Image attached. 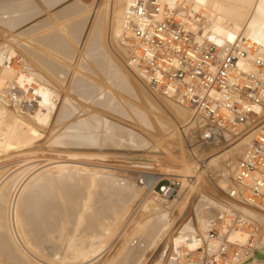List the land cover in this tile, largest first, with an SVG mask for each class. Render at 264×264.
<instances>
[{"label": "bare ground", "instance_id": "1", "mask_svg": "<svg viewBox=\"0 0 264 264\" xmlns=\"http://www.w3.org/2000/svg\"><path fill=\"white\" fill-rule=\"evenodd\" d=\"M34 1L35 2L38 1L37 4L40 3V5L42 7L40 5H39V7H41V9H44V8H47L48 9V7L51 8V7L56 6V4H58V3H61L62 0H37V1L36 0H0V18H1L0 31H2L1 32L2 34H0V38H1L0 39V155L2 153H4V154L7 153V151H10L11 149H21L23 147H28L29 148V146L32 144L33 140L35 139L34 136H36L37 138L38 137H41L42 133L40 132V130L41 131H45V132L48 131V129L50 128V126L52 124H54L56 118L60 114L61 108H63L62 107L63 105L60 103L61 100L58 99L59 98V94L58 93L60 92V91L57 92V90H59V89H57L58 87H56L57 90L55 91V89L53 88V86L49 83L50 81L49 82L48 81H45V78H43L41 75H38V74H37L38 76L35 75V69H31L32 67H31V65L29 63L28 64L30 66H28V67H30V68L25 67L26 66V62L21 57V53L15 51L14 49L11 50L10 49L11 46L10 47H7L8 49H10V51L9 50L6 51V48H5V50L3 48H1L2 46L5 45L4 42H6V41L21 42V41H23V39L25 40V36L23 38V35H25V34H23L24 31H22V34H20V33L14 34V32H12V33L10 32L9 33L6 29H7V27H12V26H15L16 24H18L20 22L25 21V19L27 20L29 18V17L27 18L28 13L30 14L31 10H33L34 7H35ZM163 1L171 2V1H174V0H163ZM176 1H184V2H186L187 4H189V6L191 7V9L194 12L199 13L203 17V19H204L203 20L204 27H203L202 33H203L204 36L208 37L210 40L214 41L219 46H223V45H227V44L233 42L235 40V38L239 34H243L244 36L250 38L252 41L256 42V52L264 60V0H176ZM72 2H75V3L78 2L79 3L80 1L79 0L70 1V3H72ZM130 2H131V0H114L113 1L114 6H112L113 9H111V11L113 10V12L111 13V15H112L111 16V18H112L111 19L112 20L111 21L112 27L110 29L111 30L110 32H111V37H112L111 39H113L114 44H115V49L113 48L114 50L113 49L110 50V52H109L110 54H108V55L111 56V57H109V58L110 59L112 58L113 60H115L118 63L119 66L116 64L117 67H121L119 69H120V72H121L122 76H126L127 77V75H128V77H129L128 79L129 80L131 79V81H132V79H133V83H136L137 84V88H138L137 90H138V92L140 91V94H141L140 97L143 96V99H145L144 101H146V103H148V105L152 106V108H155L156 109V111H155L156 112V115L159 116V117H163L164 115L166 116V119L163 117L164 120H166V121H161L159 119L157 120L158 121V125L160 126V129L162 130L163 134L164 133L165 134H169L171 136V138L174 139V142L176 143V145L175 146L173 144L172 145L175 147V149H177L179 147V146L177 147V145H180V147L182 145H184V142H183V139L185 140V138H183L184 137V131H185V133H187V134H185V137L188 138L187 140H189V142L187 144L195 141L194 142L195 143L194 144V147H192V149H188V150H186V149L184 150L183 149L182 152H180V153L177 152V150H176V157L178 155V158L181 159V160H183L184 162L185 161L187 163L188 162H191V165H190L188 171L189 172H195L196 173L195 174L196 177L195 178H190L191 175L185 177V181L183 183L177 185V191L178 192H177V195L175 196V199L172 200V201H169L168 199L162 197L161 195H159L157 192L153 191V189H152L153 184L158 180V177L159 176L158 177L157 176H154L153 174H151L152 172L149 173V172H143L142 171V173L140 174V176H142L141 180L138 181V182L136 181V184L134 183L135 184V189H133V190H135L134 192H136V193H135V195H133L132 200L134 199V197L136 198V196H137V198H139V197L141 198V196H145V195L147 196V194L149 196L145 200L144 203L141 202L143 205H142V208L139 209L140 212L139 213L137 212L138 214H137L135 220H133V224H131V226L128 227L127 231L120 238L121 245L119 247L117 246V248H120L121 246H123V244L125 242L130 241L129 239L134 236L133 233L135 232V230L136 229H139L138 226L143 222V220L147 216L152 215L150 217H154L155 216V217L161 218V220H162V218H165L168 221V222L166 221L167 222V228L168 229L167 228H166V230L164 229L166 231V233H164L163 230H162L161 233L158 236L156 235V238L158 237L157 238V241H158L160 239V237L164 234L163 235V240H162V238L160 240V242H162V243L161 244L159 243V246L161 245V247L159 248V251L158 252L156 251V254H154L153 257H151V259L149 261L147 260V264H176L177 261H178V259H180L181 256L183 255V253L180 252V250H179V247L181 246V244L182 243H185V246L188 247V249H194L197 246V241H196L195 236L196 235H199L204 240L205 237H206V231H207L208 222L211 219L215 218L218 215V214L215 215V216L213 215V217H211V218L209 217L206 220L204 218H205V216L207 214L205 216H201V217H203L202 220H204L206 222V224H205L206 225V229L205 230H203L201 227H200L201 229H199V226L201 224L198 226V225H196L197 222L195 224V222L193 220H187L189 217L187 219H183L181 217L183 220H180V218L178 220L176 219V215L178 216V214H176L177 213L176 212V208L178 209V207H179L178 205L181 202H183L184 200H187L189 198V189H188V187L190 185H192L193 183L195 184V182L196 183H199L200 179H203L205 181V183H208L209 185H211V187H213V189L219 191V193H222V194L224 193L225 194V192H223V190H225L226 192H228V198L230 200H232V201H228V198L226 200L224 198L219 197L218 195H220V194H217V193H215V194H217V196L214 193H212V192H211V195H209L210 192H209V194H202V193H200L197 196V199H199L198 200L199 202L197 203V208L196 209L199 208V206L201 205V203L205 202V204L207 206H208V203H209V205H212L213 204L212 206H214L215 208L222 209L221 212H223V213H227V214H231V215H234V216H238V217H241V218H244V219H248V220H251L252 222H255L256 224L258 223L259 225H260V223L262 221H264V212H262V211L258 210L257 208L249 205L244 200V198L242 196V192H243L242 187H240L239 185H237L235 183V181H234V175H235V170H236L237 162H238L239 158L241 157L242 153L244 152L245 148L250 145V143H251V141L253 139V136L255 135V133H256L257 130L255 128L256 125H253L250 128L248 127L245 130H242L241 129L240 131H237V132H234L233 130H225V129H219V128H216V127H211V129H213V131L215 133L214 134V137L211 140H209V141H202L201 140V135H202L204 129L208 127V123L204 119H202L199 115H194L192 113V111L188 107L180 104L175 98H168V97H165V96L161 95L156 89H154L152 86H149L147 84L145 77H143L142 75H140L134 68H132L128 64L129 55H130L131 50H132V47H131L132 44L125 41L126 40L125 37H128L129 33L127 32V35H125V33H124L123 29H122L121 21H122L123 12H124L126 6ZM72 5H74V4H72ZM67 7H68V5H67ZM83 7H80L79 9L82 10L81 8H83ZM75 9H77V7ZM35 10H37V9H35ZM53 10H55V8L52 9V11ZM56 10H59V9H56ZM74 10H72L73 14H75L74 13ZM83 10H82V12H83ZM44 11H47V10H44ZM48 12H49V10H48ZM58 12L62 13L61 8H60V11H57L55 13H58ZM68 12H70V11L67 10V13ZM101 12H103V11H101ZM52 13L53 12H51V15L54 16ZM78 13L82 14L81 12H78ZM78 13L76 12L77 15H78ZM35 14L37 15L39 13H36L35 12ZM63 15L66 16V14H63ZM82 16H83V14H82ZM100 16L102 17V14L99 15V17ZM71 17H74V16H72V14H71ZM68 18L66 19V21H65V19H63L65 21V23L67 22ZM80 18H82V17H80ZM75 19H77V18H75ZM79 20H81V19H79ZM46 22H45V24H46ZM77 22H78V19H77ZM81 22H82V20H81ZM68 23H70V22H68ZM89 23H90V21H89ZM78 24H76L77 27L79 26ZM18 25H20V24H18ZM87 25H90V24H87ZM97 25L102 26L101 24H97ZM97 25H95L96 28H99V27H97ZM76 26H75V28H76ZM4 27H6V28H4ZM16 27H18V26H16ZM41 27L43 28V26H41ZM57 27H59V26H57ZM38 28H40V27H38ZM73 28H74V26H73ZM85 28H84L85 32H84V35H83V42H85L88 39L89 35L91 34V30L93 28V23L91 24L90 29H89V26H87ZM8 29H10V28H8ZM33 29H35V28H33ZM10 30H13V28L10 29ZM30 30H32V29L30 28ZM30 30H29V32H30ZM97 30L95 31V29H93L94 32H97ZM6 31L8 33H6ZM98 31H99V34L101 35V32H100L101 30H98ZM71 32H69V34ZM4 33H6V35L2 37V35ZM54 34H56V33H53V35ZM57 34H59V33H57ZM63 34H65V33H63ZM63 34H62V36H63ZM74 34H75V32H74ZM71 35H72V33H71ZM77 35L79 36V34H77ZM80 35H82V34H80ZM93 35H94V38H98L99 39V36H97L96 34H91V37ZM46 36H48V35H46ZM59 36H61V35H59ZM91 37H90V39H91ZM103 37H101V38H103ZM51 38L53 39L54 36L51 37ZM59 38H61V37H59ZM70 38L71 37H69V39ZM75 38L76 37L73 38V41H74ZM64 39H65L66 42H68V40H66L67 38L64 37ZM28 40H30V39H28ZM76 40H77V38L75 39L74 42H77ZM101 40H103V39H101ZM96 41L97 40H95V42ZM74 42H72V43H74ZM90 42H91V40H90ZM99 42H102V41H97L96 43H94V41H93V44H97V43L99 44ZM12 43H13V45L15 44L14 42H12ZM46 43H49V42H46ZM40 44H42L41 41H40ZM101 44H104V43H101ZM19 45H21V44H19ZM54 45L56 46L57 44L55 43ZM58 45H60V44H58ZM87 45L88 44H86L84 46V49H87V48H85ZM90 45H92V44H89V46ZM7 46H9V45H7ZM48 46H49V44H48ZM97 46L100 47V46H104V45H97ZM56 47H59V46H56ZM60 47H61V45H60ZM73 47L76 48V46H73ZM93 47H92V49H93ZM61 48H59V49L57 48L58 51ZM82 48H83V44L81 43L80 48H79V51H81ZM89 48H88V50L91 51L92 49H89ZM94 48H96V47H94ZM40 49H42V48H40ZM52 49H54V48H52ZM52 49H49V51L51 50V52H52ZM46 50H48V49H46ZM103 50L105 51V49H103ZM54 51H56V50H54ZM90 51H87V52H90ZM22 52H24V51H22ZM94 52L95 51H93V53ZM39 53H41V52H39ZM60 53L62 55V52H60ZM83 53L80 54L82 58H83V55L86 54V53H84V54ZM43 55H45V54H43ZM57 56H58V54H57ZM62 56H64V55H62ZM93 56H95L93 61L95 62V64H97L96 66H98L100 68L98 70H101L102 69L103 71H105L107 73V76L109 75L112 78L113 77L114 78L117 77L116 74L111 70V67L108 64L109 63L108 62V59L109 58L108 59H106L107 57L106 58H103V55L102 56H100V55H93ZM16 57L18 58V60H16ZM67 57L68 56H65V58H67ZM41 58L42 57H40V59ZM82 58L79 59V60L82 61ZM45 59H46V57L44 58V60ZM71 59H70V61H71ZM84 59H86V58H83V60ZM73 60H74V58H73ZM86 60L88 62H90L88 59H86ZM113 60H111V61H113ZM23 61L25 63H23ZM49 61H51V60H49ZM85 61H83V62H85ZM93 61H91V63ZM21 62L24 64L23 66H21ZM41 62H44V61H41ZM47 64H48V62H47ZM42 65H44V64H42ZM92 65H94V64H92ZM116 65H113V66H116ZM237 65H238V67H240L243 70H248L250 68V66H251L250 65V62L248 60L242 59V58L238 60ZM93 67H95V65ZM117 67H114V68H117ZM83 69L86 70L85 67ZM43 71H45V70H43ZM60 71H57V72H60ZM63 71H65V70H63ZM49 72H50V70H49ZM93 72L95 73V71H93ZM74 73L76 74L78 72H74ZM89 73H88V75H90ZM92 73H91V75H92ZM106 73H105V75H106ZM39 74H41V72ZM61 75H63V74H61ZM61 75L59 74V78H61L60 77ZM76 76H77V74H76ZM118 76H121V75H118ZM122 76H121V81H120V84H119L118 87H121V84L124 81H127L128 80L126 78H125V80H123L122 79L123 78ZM50 77H51V75H50ZM111 77L109 78L110 80H111ZM75 78H77V77H75ZM46 79H47V77H46ZM60 80H58V81H60ZM116 80H115V82H116ZM129 80H128V82H129ZM61 81H63V80H61ZM77 81H79V80H77ZM52 82H55V81L53 80ZM130 82H129V84L131 85ZM5 83H15L19 87H21V93L22 94L24 93V96H25L26 100H29L31 102V104L29 106H26V107H24L22 109V108H19L17 105L11 103L9 100H7L6 99L5 92H4V86H5L4 84ZM56 83H54V84H56ZM73 83H76V82L74 81ZM82 83H84V82L82 81ZM136 84H134V86ZM56 85H54V87ZM123 85H126V83H124ZM69 86H71V85H69ZM118 87H116V88H118ZM132 88H133V85H132ZM68 91H69V89H68ZM82 95H85V94L83 93ZM64 98H67V96L64 97ZM57 99L59 101H57ZM67 99H65V101ZM80 99H81V97H80ZM33 101L35 103H32ZM65 101L63 102V100H62V103L63 104H68L67 102L65 103ZM151 101L154 103V105H152V102ZM59 103H60V105H59ZM69 103H72V101L69 102ZM69 106L71 107V105H69ZM69 106L67 108H69ZM27 111H29V112H27ZM167 112H168V114H167ZM68 113H69L68 111H65V115L68 116ZM147 113H149V112H147ZM156 115H155V117H157ZM86 116H88L87 113H86ZM81 117H83V116H81ZM81 117H79V118L82 119ZM96 117H98V116H96ZM260 122L262 123V126H264V109H263V118L260 120ZM68 123H69V121H68ZM99 124H102L103 125V123H99ZM148 124H150V122H148ZM174 127H176L179 130L180 129H183L184 130V131L180 130L181 131L180 133H183V134H181V135H183V137L181 135L179 136L180 139L176 137ZM86 129L84 128V126L82 125V123H78V124H74L73 126L68 127L66 130H64L63 132L59 133L56 137H54V136H51V137H54V142L55 143H58V145L59 144H65L69 148H71L70 146H72V145L74 146L75 145V147L77 148V146H80L81 147L82 145L88 143V141L90 143H93V142H96L98 140V137L95 138L94 137L95 135H93L91 133V132H93L94 129L93 130L90 129L91 132H90V130H88V132H86ZM173 131H174V133H173ZM50 132H51V130H50ZM98 133H100V132H98ZM48 136H50V135L48 134ZM115 137H118V136H115ZM90 138L95 139V140L90 141ZM123 139H125V138H123ZM50 140H52V139H49V141ZM168 140H169V137H168ZM114 141H115V139H114ZM227 141H230L231 142V145H232L227 150V154L228 155L225 156L224 153L218 154L219 152L217 153L216 150H218L219 145L221 143H226ZM120 143H122V142H120ZM126 144H128V143H126ZM53 145H55V144H53ZM107 145H110V144H107ZM67 146H65V148ZM114 146H116V145H114ZM75 147H72V148H75ZM218 151H220V148H219ZM198 158H203V161H205L206 164H205L204 169L199 168L198 165L200 163H198L199 162V159ZM201 160H200V162H202ZM53 163H56V164L54 165ZM53 163H52V165H54V169H58V171L60 169H66V168H70V167L71 168L72 167L73 168L76 167L75 165H72L69 162L67 163L66 161L65 162L64 161H57V162H53ZM146 165L151 166L153 164L152 163H148ZM203 165H204V163H203ZM26 167H28V166H26V165L25 166L24 165L21 166V164H20L12 172L8 173L7 176H5V177L2 176L3 177L2 179H1V175L3 174V172L0 175V195L3 192L4 189L7 190V191H5L7 193L4 192V194H5L4 196H6L5 197L6 198V202L4 200V203H3V205L6 204L5 205V210H4L5 211V216H6L5 218L6 219H5L4 225H0V227H1L0 228V262H2L4 260H7V259H5V257H7V258H10V259L12 258L11 260H14L17 264H68V263H71V261L69 259H70L71 256L73 257L74 254L71 255L69 253V248L68 247H67V250L68 251L65 250L66 252H68L67 254L70 255V256L66 255L68 257L67 261H66V259L64 260L62 258L59 259V257H57V260H56V259L53 258L52 255H51V257H50V255L49 256H43L42 255V250H44V249H47L48 250V249H51V248L53 249V246L56 243H58V241H57L58 240V238H57L58 234H60L59 236H61V234H62L60 232L58 233V230L61 227L59 225L60 223L58 224V222L60 220L57 221V220L54 219L55 217H60V215L62 214L61 211L64 210L62 207H60V205H59L60 203L58 202V199H57L58 198L57 197V192H59L58 190L61 191V195H62V197L64 199L67 198V201L66 202L70 201L71 204H72V202L74 204V201L75 200L72 201L74 198L72 197V195L70 194V192L67 191V190L66 191L63 190L64 187H65V185H68V183L66 184L64 182L65 185L62 188L61 186L64 184L63 182H62L63 183L62 185H58L57 184L58 185L57 186L56 183L53 180L50 179L51 175H50L49 179L48 178H45V176H46L45 175L44 176L45 179L43 178V181H41L42 183L40 182L41 184L36 185L37 187H35V188H32L33 190L31 189L32 191L29 192V194L27 195V197H28L27 199L28 200L26 199V201H28V203H27L26 207L23 209V213H21V211H22L21 210V197H22V193L26 189V187L36 178V176L39 175L38 173L40 172L39 171L37 173V170H39V168L36 167L37 168V170L35 169L36 172H33L34 171L33 170L32 173H29L27 176H25L26 173L28 172V171L26 172L25 169H27V170L30 169V168H26ZM43 167H44V165L41 166V169ZM45 167H46V164H45ZM49 167L47 165V169ZM31 168H33V167H31ZM87 170H89V169H87ZM77 171H79V170L77 169ZM84 171H82V172H84ZM96 171H98V170H96ZM85 172H87V171H85ZM90 172H92V170H90ZM77 173H79V172H77ZM74 174H76V173H74ZM74 174H72V175H74ZM79 174L82 175L84 173H79ZM88 174H90L92 176L95 175V174L93 175L91 173H88ZM88 174L85 173V176L87 177ZM60 175H61V173H60ZM98 176H100V174H98ZM42 177H43V175H42ZM64 177H66V176H63L62 178L64 179ZM132 177H133V175H132ZM199 177H201V178L199 179ZM94 178L95 177H93V180H95ZM99 178L96 179V180H99ZM102 178H105V177H102ZM54 179H58V178L57 177L56 178L54 177ZM74 179H75V177H74ZM84 179H82V180H84ZM105 179L102 180V183L101 184H100V181H97V182H99V185H101L100 186L101 188L98 186V189L100 188V190H103V193H105L106 195L108 194V192H109V194H112L110 191L113 190V189L116 192V197H117L118 193H120V194L123 193V195L125 197L127 195H131V189L132 188H130L129 184H127L129 182L126 181L127 183H124L125 182L124 181L122 183H117L115 185L114 184L115 183L114 181H113L114 182L113 183L111 180H105ZM125 180H127V179H125ZM57 181H59L61 183V180L58 179ZM201 182H203V181H201ZM49 185L54 188V194H53L54 196L53 197L51 195L48 197V195H49L48 192H51L52 191L51 187L48 188ZM70 185H68V186H70ZM72 185H74V184L72 183ZM92 185L93 184H90L89 186H91V189L93 190L94 187L92 188ZM96 185L97 184H95V186ZM205 186L207 187L206 184H205ZM47 188L48 189H51V190L47 192ZM72 188L74 189V187H72ZM232 188L237 190V192H238V196L237 197L230 196L229 192L231 191ZM73 189H70V191H72ZM74 190H77L76 187H75ZM92 190H90V191L92 192ZM215 190H213V191L216 192ZM90 191L88 192L89 194H90ZM77 192H81V190L80 191H77ZM134 192H132V193H134ZM88 193H87V195H88ZM143 193H145V195ZM58 194H60V192ZM105 194L102 195L101 193H99L98 196L95 199H92L91 200L90 205H89V210L85 214L86 221H84V219H83V221L86 222V223H83V221L81 222V224H83L84 226L81 225L82 227L81 226L78 227L77 228L78 229V232H77L76 228H74L75 225H73V223H71L73 221L69 222V223H71L73 225V228L72 227L71 228L73 230L75 229V232L71 231L72 230L71 228L68 229V230H66V231H68V234H69V231H71L69 235H71L72 232L74 234H77V233H79V230H80V233H81V234L79 233L80 234L79 235L80 237L75 236L77 238V240L75 239V237H74L73 234H72V237L73 238L70 237V238H72V240L73 239L76 240V243H75V245H73V247H81V248H84L85 249V250L83 249L84 250L83 251L84 253H83L82 259L80 261H78V263L75 262L76 264H97L98 263L97 259L103 253H105V246H106V244L108 242V239L110 238L109 233L107 234V236L104 234L105 236L103 238H101L103 236V233H105V232H103V233L102 232H99L101 234V236L99 235L100 238H95V242L94 241L93 242H90V240H94L91 235H93L94 233L96 234V232L99 231L100 225H102V224H100V219L102 217L98 215V212H99L100 209L102 210V208L104 207V203L105 202L102 201V200L105 198ZM212 194L214 195L213 197H212ZM73 195H74V193H73ZM80 195H81V193H80ZM113 195H115V194H113ZM113 195H111V197ZM50 197H52V200L50 199ZM77 197L79 198V195ZM88 197H89V195H88ZM111 197H109V198H111ZM68 198H71V200H69ZM120 198H118L117 200L114 199L115 200V203H116V201L118 202L120 200ZM23 200H25V199H23ZM80 200H82V203H83L87 199H85V198L83 199V196H81V199ZM111 200H113V199H111ZM137 200H139V199H136V201ZM75 202H78V201L76 200ZM87 202H86V204H87ZM119 202H121V201H119ZM70 203L69 204L67 203V204L69 206H71ZM106 203H108V201H106ZM135 203H138V202H135ZM61 204H63V203H61ZM75 204H77V203H75ZM110 204L116 207V205L112 204L111 202L109 203V206H110ZM87 205H85V207ZM101 205L103 206L102 208H101ZM105 205H107V204H105ZM224 205H226V207ZM69 206H66L65 208H68V209L69 208L70 209L72 208L71 211L73 209H77V208H75L76 207L75 205H73L71 207H69ZM109 206H107V207H109ZM79 208H81V207L79 206ZM60 209H63V210L60 211ZM68 209L67 210L65 209L66 211L64 210V212H65L64 216L65 215L66 216L68 215V212H67V211H69ZM103 209H104L103 213H105L106 211H108V210H106V208H103ZM114 209H116V208H114ZM199 209L197 211H199ZM205 209H206V206H205ZM208 209H209V207H208ZM72 212H74V211H72ZM72 212L69 213V214H72ZM80 212H81V210H80ZM201 212H202V210L200 211V213ZM221 212H217V213L220 214ZM74 213L76 214L77 213V210ZM214 213H216V212H214ZM107 214H110V212L107 213ZM74 215L72 217H75ZM97 215L99 217H101V218L100 219H97L96 218ZM208 216H209V214H208ZM208 216H206V217H208ZM210 216H211V214H210ZM118 217H120V216H118ZM150 217H147V218H150ZM198 217H199L200 221H202L200 215ZM60 218H62V217H60ZM69 219H71V218H69ZM117 219L121 221V218L120 219L117 218ZM165 219H163V221H165ZM73 220H74V218H73ZM96 220H97V222H99V224L96 222ZM197 220H198V218H197ZM54 221H57V222H55L56 225H55ZM68 221H70V220H68ZM77 221H78V219H77ZM156 221H157L156 222V224H157L159 221L158 220H156ZM109 222H110V220H109ZM160 222H162V221H160ZM104 224H106V223H104ZM110 224L112 225V222ZM62 225H63V223H62ZM58 226H60L59 229H57ZM159 226L160 225H158V227ZM161 226H165L166 227V224L165 225L162 224ZM202 226H203V224H202ZM76 227H77V225H76ZM139 227H141V226H139ZM165 227H159V230L161 228H165ZM65 229H64V231H65ZM156 230H155V232H156ZM159 230H157V231H159ZM53 232H57V236H56V238H57L56 241L57 242L55 241L56 243L51 240V238L54 239L53 238L54 236L50 238V236H52L51 234H54ZM99 233H97V234H99ZM97 234H96V236H98ZM157 234H158V232H157ZM84 235H89V236H87V240H86L87 243L83 245V243L85 241H83L84 239L82 237H86ZM48 236H49V238H48ZM62 236H63V234H62ZM246 236H247L246 235V232L241 231V230H236V231H230V232H228V238H229V240L230 241H234V242L236 241L238 243H244L246 241V239H247ZM45 237H47L46 238L47 240L52 241V243H54V245L53 244H50V246H48L47 243H49L50 241H48V242L46 241L47 242L46 243L45 242V240H46ZM68 238L69 237H66V239H68ZM78 238H80V239H78ZM185 239H188V240H185ZM41 240H43L46 243V245L44 243H42L43 241L40 242ZM63 240H65V239H63ZM72 240L70 239V242L73 243L74 240L73 241ZM132 241H135V240H131V243H132ZM68 243H69V241H68ZM72 243L70 244V246L72 245ZM150 243H152V242H150ZM155 243H156V241H155ZM155 243L153 242L152 245L155 244ZM59 244L60 243H58L57 245H59ZM150 245H149V247H150ZM56 247L58 248V246H56ZM149 247H148V249H149ZM57 248H54L55 251L57 250ZM151 248H153V246ZM53 250H51V251H53ZM157 250H158V246H157ZM73 251H74V249H73ZM79 251L80 250H78L77 253H80ZM143 253H144V251H143ZM147 253H149V252H147ZM250 254H251V256H250L249 260L246 263L243 262V264H264V230L262 232L260 231L259 235H257V232H256L254 241L252 243V248H251ZM1 256H3V257L5 256L4 257V260H3V258H1ZM64 257H65V254H64ZM72 257H71V259H72ZM74 257L72 259L73 261L75 260ZM145 257H144V259H145ZM112 259H113V256L111 257V259L106 258L101 264H110V262H112L111 261ZM68 261H70V262H68ZM141 263L142 262H140V264Z\"/></svg>", "mask_w": 264, "mask_h": 264}, {"label": "rangeland", "instance_id": "2", "mask_svg": "<svg viewBox=\"0 0 264 264\" xmlns=\"http://www.w3.org/2000/svg\"><path fill=\"white\" fill-rule=\"evenodd\" d=\"M70 1H74V0H62L61 3H58V4H56V6L51 7L52 9L55 8V10H53V11H52V9L50 7H48V9L47 8L41 9L42 6L40 5V3L37 4L38 1L37 2L34 1L35 7H34L33 10H31L30 14L28 13L27 18L28 17L29 18L27 20L25 19L26 22L25 21L20 22V23H18L20 25L16 24L15 26L7 27V29H6L9 33L10 32L11 33L14 32V34H16V33L22 34V31H24L23 34H25V35H23V38L25 36V40L27 38L30 39V40L27 39L25 41L23 39V41H21V42L6 41V42H4L5 45L2 46L1 48H3L4 50L6 48V51H8V50L10 51V49L11 50L14 49L15 51L21 53V57L26 62V66L25 67H28V66L31 65V67H32L31 69H35V75H37V74L38 75H41L43 78H45V81H48V82L50 81L49 83L53 86V88L55 89V91L57 89H59V90H57V92L60 91L61 93L60 92L58 93L59 94V98L58 99L61 100L60 103L63 105V106L61 105L63 108H61V112H60V114L58 115V117L55 120V122L57 124L54 122V124L51 125L52 127L50 126V128L46 132L40 130V132L42 133L41 137H38L37 138L36 136H34L35 139L33 140L32 144L29 146V148L28 147H23L21 149H11V150L9 149L10 151H7V153H5V154L2 153L0 155V170H1L0 171V175L3 172V174L1 175V179L3 177L7 176L8 173L12 172L20 164H21V166H23V165L25 166L26 165V166H28L26 168H30L28 170L25 169L26 172L28 171L27 173L24 171L26 173V175L24 174L25 176H27L29 173H32L33 170H34L33 172H36V170H37L36 167L39 168V170H37V173L40 171L38 173L39 175L36 176V178L26 187V189L22 193V197H21V210L22 211H21V213H23V209L26 207V205L28 203V201H26V199L28 198L27 195L29 194V192H31L33 190L32 188H35V187H37L36 185H39V184L42 183L41 181H43V178H44L45 175H46L45 178H48V179H49V177L51 175L50 179L53 180L56 183V185L57 184L58 185H62L64 182L66 184L68 183V185L71 184L70 186H68V185H65V183H64L61 187L63 188V186L65 185V187H64L63 190L69 191L70 194L72 195V197L74 198L72 201H74V200L76 201L77 200L78 202H75L74 201V204H73L72 201H71L72 204L70 203V201L66 202L67 201V198L64 199L62 197V195H61V191L58 190L60 192V194H58L59 192H57V197H58L57 199H58V202L60 203V204L59 203L58 204L64 210L65 209L66 210L68 209V208H65V207L66 206H69L68 205L69 203L71 204V206L75 205L76 207L75 206L74 207L77 208V209H73L72 211L76 212V210H77V213L75 214L74 212L71 211L72 208L71 209L69 208L68 209L69 211H67L68 212V215L67 216L66 215L64 216V214H65L64 210L63 209H60V211L63 210V211H61L62 214L60 215V217H62V218L55 217L54 219L57 220V221L58 220L61 221L63 219L61 222L60 221L58 222V224L60 223L59 225L61 227L58 226V228H57V229H59V227H60V229L58 230V233L59 232L62 233L63 236H62V234H61V236H59L60 234H58V236H57V232H53L54 234H51L52 236H50V238L54 236L53 237L54 239L51 238V240L53 242H55L56 239L58 238L57 241L60 244L57 245L58 243H56L57 242L56 241L55 242L56 243L55 245L58 246L59 249L54 245V243H52V241L47 240L46 239L47 237H45V239H46L45 242L46 241L47 242L48 241L51 242V243L50 242L49 243L46 242L47 245L50 246V244H53L55 246V247L53 246V249L54 248H57L58 251L57 250L55 251V249L53 250L52 248L51 249H48V250L47 249L42 250V255L43 256H49L50 255V257H51V255H52L53 258L56 259V260H57V257H59V259L62 258L64 260L66 259V261H67L68 257L66 255L70 256L69 254H67L68 252H66V251H68L67 250V247H68L69 248V253L71 255L74 254L73 257L76 255L74 257V259H75L74 261L72 260L73 257L71 256L72 259L70 257L69 260L71 261V263H68V264H76V263H78V261H80L82 259V256H83V253H84L83 251L85 249L84 248H81V247H73V245H75L76 240H77V238L75 236L80 237L79 235L81 234L80 233V230H79V233L80 234L77 233L78 232V229L77 228L80 227L81 225H83V224H81V222L83 221V219H84V221H86L85 214L89 210V205H90L91 200L92 199H95L98 196L99 193H101L102 195L105 194V193H103V190H100V188H101L100 186L101 185H99V182H97V181H100V184H101L102 183V180H104L106 178L105 180H111L112 182L114 181L115 183L114 182L113 183L115 185L117 183H122L124 181H125L124 183L129 182L127 184H129L130 188H132L131 189V195H127L128 197L127 196L125 197L123 195V193H121V194L118 193L117 197L118 198L121 197L120 200H119L121 202H119V201L117 202L116 201V203H115V200H117L118 198L116 197V192L114 191V189L110 191L112 194H109V192H108L107 195L105 194V198L102 200L105 203H104V207L102 206L103 204L101 205V208L102 207L103 208H106V210H108V211L105 210L106 212L103 213V211H104L103 208H102V210L101 209L99 210V212L100 211L101 212L100 213L98 212V215L101 216L102 218L99 217L98 215L96 216V218L97 219H100L101 218L100 219V224H102V225H100L99 231L96 232V234L99 233V232H102V233L105 232V233H103V236L101 237V238H103L105 235L107 236V234L109 233L110 238L108 239V242H107V244L105 246V253H103L97 259V261H98L97 264H101L106 258L111 259L112 256H113V259L111 260L112 262H110V264H135V263L136 264H140V262H142L141 264H147V260L149 261L151 259V257H153V255L156 254V251L158 252L159 251V248L161 247V245L159 246V243L160 244L162 243V242H160V240H161V238L163 240V235L164 234L162 233L163 235L158 240L159 242L157 241V238L158 237L156 238V235L158 236L161 233L162 230H163L164 233H166L165 230L167 228V222L168 221L165 218H162V220H161V218L155 217L154 215H153L154 217H150L152 215L147 216V217H150V218H147L146 217L147 219L145 218L146 220L145 219L143 220V222L139 225L141 227L138 226L139 229H136L135 230V232L133 233L134 236L132 235L133 237L129 239L130 241L125 242L124 243L125 245L123 244V246H121L120 248H117V246L119 247L121 245L120 238L127 231L128 227H130L131 224H133V220H135L137 214L140 212L139 209L142 208V205H143L142 203H144L145 200L149 196L148 194L146 196L145 193H143L145 196H141V198L139 196H138L139 198H137V196H136V198L134 197V199L132 200L133 195H135V193H136V192H134L135 190H133V189H135L136 181L138 182V181L141 180L142 176H140V174L142 173V171L143 172H149V173L152 172L151 174H153L154 176H157V177L159 176L158 177V180H160L161 182L168 181V179H173L174 178V179L178 180V185L181 184V183H183L185 181V177H187L189 175H191L190 178H195L196 177V175H195L196 173L195 172H189L188 171L189 170V167L191 165V162H188V163L186 161L184 162L183 160H181V159L178 158V155L176 157V150H177V152L180 153V152H182L183 149L184 150L185 149L186 150L192 149V147H194V144H195L194 142L195 141L194 142H191L190 141L191 143L187 144L189 142V140H187L188 138L185 137V134H187V133H185V131L183 129H180V130L184 131V137H183V135H181L183 133H180L181 131L179 129H177L176 127H174L176 137L179 138V136L181 135L183 138H185V140L183 139L184 145H182L181 147H180V145H177V147L178 146L179 147L177 149H175L174 146L176 145V143L174 142V139H172L169 134H165V133L163 134L162 130L160 129V126L158 125V121L157 120L159 119L161 121H166V120H164V118L166 119V116L164 115L163 116L164 118H163V117H159V116L156 115V112H155L156 109L155 108H152V106L148 105V103H146V101H144L145 99H143V96L140 97L141 96L140 91L138 92V90H137L138 89L137 88V84L136 83H133V79H132V81H131V79L129 80L128 79L129 78L128 75H127V77L126 76H122V74L120 72V69H119L121 67H117L118 63L115 60H113L112 58L111 59L109 58V57H111V56L108 55V54H110L109 53L110 50L113 49V48L115 49V44H114L113 39H111L112 37H111V32H110L111 31L110 29L112 27V23H111V21H112L111 20L112 19L111 16L112 15H111V13L113 12V10L111 11V9H113L112 6H114V4H113V1L114 0H79L80 1L79 3L78 2L77 3H75V2L70 3ZM72 4H74V5H72ZM39 5L41 7H39ZM67 5H68V7H67ZM76 7H77V9H75ZM80 7H83L81 9L82 10L83 9L85 10V11L83 10L84 13L82 12V10L79 9ZM60 8L62 10V13H60V12L55 13L57 11H60ZM35 9H37L39 12L37 10H35ZM56 9H59V10H56ZM44 10H47V11H44ZM48 10H49V12H48ZM67 10H69L70 12L67 13ZM72 10H74V13L75 14H73ZM34 11L36 13H39V14L36 15ZM101 11H103V12H101ZM51 12H53L52 14L55 17L51 15ZM76 12L77 13L78 12H81L83 14V16L80 13H78V15H77ZM63 14H66V16L63 15ZM71 14H72V16H74L75 18L78 19V22H77V19H75L74 17H71ZM101 14H102V17L104 19L101 16L99 17V15H101ZM80 17H82V18H80ZM67 18H68V20L65 23V21H66ZM63 19H65V21ZM79 19H81L82 22ZM89 21H90V23H89ZM0 22H1V18H0ZM45 22H46V24H45ZM68 22H70V23H68ZM92 23H93V28L91 30V34H96L97 36H99V39L100 40L98 38H94V35L91 37V34H90L89 37H88V39L85 42H83V35H84V32H85L84 28L87 27V26H89V29H90V26H91ZM76 24H78L79 26L77 27ZM87 24H90V25H87ZM94 24L95 25L101 24L102 26L97 25V27H99V28H96V26ZM16 26H18V27H16ZM41 26H43V28ZM57 26H59V27H57ZM73 26H74V28L76 26V28L74 29ZM0 27H1V25H0ZM32 27L35 28V29H33ZM38 27H40V28H38ZM4 28H6V27H4ZM8 28H10V29L13 28V30H10ZM30 28L32 30H30ZM93 29H95V31L97 29L98 30H101L100 32H101V35L102 36L99 34V31L98 30H97V32H94ZM29 30H30V32H29ZM7 31H6V33H8ZM68 31L69 32L72 31L71 32L72 35H71V33L69 34ZM73 31L75 32L76 35L74 34ZM1 32L2 31H0V34H2ZM6 33H4L2 35V37L5 36ZM53 33H56V34L53 35ZM57 33H59V34H57ZM63 33H65V34H63ZM62 34H63V36L65 38H67L66 40H68V42L65 41L64 37L62 36ZM77 34H79V36ZM80 34H82V35H80ZM46 35H48V36H46ZM59 35H61V36H59ZM53 36H54V38L52 39L51 37H53ZM68 36L71 37V38L69 39ZM73 36L77 38V40H76L77 42H74L76 38L73 41V38H74ZM100 36L101 37L104 36V37L101 38ZM59 37H61V38H59ZM90 37H91V39H90ZM101 39H103V40H101ZM90 40H91V42H90ZM95 40L102 41V42H99V44L98 43L97 44H93V41H94V43L97 42V41L95 42ZM40 41L42 42V44H40ZM125 41L127 42V40H125ZM12 42H14L15 44L13 45ZM46 42H49V43H46ZM72 42H74V43H72ZM55 43L57 44L56 46H59V47H56L54 45ZM81 43L83 44V48L81 49V51H79V48H80ZM85 43L88 44L85 47L87 49H84V46L86 45ZM101 43H104V44H101ZM19 44H21V45H19ZM48 44H49V46H48ZM58 44H60L62 48ZM89 44H92V45L89 46ZM7 45H9V46H7ZM97 45H104V46H100L99 47ZM73 46H76V48L73 47ZM93 46L96 47V48H94ZM7 47H10V49H8ZM92 47H93V49H92ZM40 48H42V49H40ZM52 48H54V49H52ZM57 48L58 49L61 48V49L58 51ZM88 48L89 49H92V50L90 51V50H88ZM46 49H48V50H46ZM49 49H52V52H51V50L49 51ZM103 49H105V51ZM54 50H56L58 53L56 51H54ZM22 51H24V52H22ZM87 51H90V52H87ZM93 51H95V52L93 53ZM39 52H41V53H39ZM60 52H62V55H64V56H62ZM83 52L84 53L87 52V53L84 54ZM42 53L45 54V55H43ZM81 53L84 54L83 55V58L88 59L90 62H88L86 59L83 60V58L80 55ZM57 54H58V56H57ZM92 54L93 55H100V56L103 55V58H106L107 57L106 59L109 58L110 60L108 59V62H109L108 64L111 67V70L116 74V76L118 78L117 77L116 78H114V77L112 78L109 75L107 76V73L105 71H103L102 69L101 70H98L100 68L98 66H96L97 64H95V62L93 61L95 56H93ZM65 56H68L69 58L68 57L65 58ZM40 57H42V58L40 59ZM45 57H46V59L44 60ZM73 58H74V60H73ZM81 58H82V61L79 60ZM70 59H71V61H70ZM49 60H51V61H49ZM111 60H113V61H111ZM41 61H44L45 63L44 62H41ZM83 61H85V62H83ZM91 61H93L94 63L93 62L91 63ZM25 62L23 61V63H25ZM47 62H48V64H47ZM23 63L21 62V66L24 65ZM42 64H44V65H42ZM92 64H94L95 67H93L94 65H92ZM113 65H116V66H113ZM84 67H85L86 70L83 69ZM114 67H117V68H114ZM28 68H30V67H28ZM90 68L93 71H95V73ZM43 70H45V71H43ZM49 70H50V72H49ZM63 70H65V71H63ZM57 71H60V72H57ZM40 72H41V74H39ZM74 72H78L79 74L76 73L77 74V76H76V74ZM58 73L60 75L63 74V75L60 76L61 78H59V74ZM88 73L90 75H88ZM91 73H92L93 76L91 75ZM105 73H106V75H105ZM50 75H51L52 78L50 77ZM118 75H121L123 77L122 78L123 80H125V78H126V79L129 80V82L131 81L130 82L131 85L129 84V82L127 80V81H124L121 84V87H118L119 84H120V81H121V76H118ZM46 77H47V79H46ZM75 77H77V78H75ZM110 77H111V80L109 79ZM60 79L63 80V81H61ZM53 80L55 82H52ZM58 80H60V81H58ZM77 80H79V81H77ZM115 80H116V82H115ZM74 81L76 83H73ZM82 81L84 83H82ZM54 83H56L57 85L54 84ZM124 83H126V85H123ZM8 84H10V83H5L4 84L5 85L4 86V92H5V88L7 87ZM134 84H136V85L134 86ZM54 85H56V86L54 87ZM69 85H71V86H69ZM132 85H133V88H132ZM56 87H58V88L56 89ZM116 87H118V88H116ZM68 89H69V91H68ZM83 93L85 95H82ZM65 95L67 96L68 99L67 98H64V97H66ZM80 97H81V99H80ZM21 99H26L25 96H24V93L23 94L21 93ZM58 99H57V101H59ZM65 99H67V100L65 101ZM62 100H63V102L65 101V103L67 102L68 104H63L62 103ZM71 101H72V103H69ZM60 103H59V105H60ZM69 105H71V107ZM152 105H154L153 102H152ZM68 106H69V108H67ZM65 111H68L69 112L68 113V116L65 115ZM27 112H29V111H27ZM147 112H149V113H147ZM86 113H87L88 116H86ZM167 114H168V112H167ZM155 115L158 118L155 117ZM81 116H83V117H81ZM96 116H98V117H96ZM77 117L78 118L81 117L83 120L80 119V118L78 119ZM68 121H69V123H68ZM148 122H150L151 125L148 124ZM78 123H82V125L84 126V128L85 129L87 128L86 129V132H88V130H90V129L91 130H93V129L95 130L96 129L95 131L93 130V132H91V130H90V132L93 135H95L94 136L95 138L98 137V140L96 142H93V143H90L88 141V143L82 145L81 147L80 146H77V148L75 147V145L74 146L72 145V146H70L71 148H69L65 144H59L58 145V143H55L54 142V137H56L59 133H61L64 130H66L68 127L73 126L74 124H78ZM99 123H103V125L102 124H99ZM50 130H51L52 133L50 132ZM98 132H100V133H98ZM173 133H174V131H173ZM48 134L50 136H48ZM51 136H54V137H51ZM115 136H118V137H115ZM168 137H169V140H168ZM123 138H125V139H123ZM49 139H52V140L49 141ZM91 139L92 138H90V141L95 140V139H92V140ZM114 139H115V141H114ZM120 142H122V143H120ZM126 143H128V144H126ZM53 144H55V145H53ZM107 144H110V145H107ZM113 144L116 145V146H114ZM65 146H67V147L65 148ZM231 146H232L231 145V142L230 141H227L226 143H221L219 145L220 151H218L219 148L216 151H217V153L219 152L218 154L224 153V155L227 156L228 155L227 154V150ZM72 147H75V148H72ZM198 159H199V162L198 163H200L198 165L199 168L204 169L205 164H206L205 161H203V158H198ZM200 160L202 162H200ZM57 161H64V162L66 161L67 163L69 162L70 164L75 165L76 167H74V168L73 167L72 168L70 167V168H66V169H60L58 171V169H54V165L56 163H53V162H57ZM52 163L54 165H52ZM148 163H152L153 165H151V166L146 165ZM203 163H204V165H203ZM45 164H46V167H45ZM43 165H44V167L41 169V166H43ZM47 165H48V167L50 166L48 169H47ZM31 167H33V168H31ZM86 168L89 169V170H87ZM77 169L79 171H77ZM84 170L87 171V172H85ZM90 170H92V172H90ZM96 170H98V171H96ZM76 171L79 172V173H84V174L81 175V174L77 173ZM82 171H84V172H82ZM60 173H61L62 176L60 175ZM74 173H76V174H74ZM85 173H87V174L88 173H91L93 175L94 174L96 175L98 173V174H100V176H98V174L96 176L95 175L92 176V175L88 174V176L86 177L85 176ZM72 174H74V175H72ZM42 175H43V177H42ZM132 175H133V177H132ZM63 176H66V177H64L65 180L62 178ZM101 176L102 177H105V178H102ZM54 177L55 178L57 177L59 180H61V183L59 181H57L58 179H54ZM74 177H75V179H74ZM93 177H95L94 178L95 180H93ZM98 178H99V180H96ZM200 178L201 177H199V179ZM80 179L81 180L84 179V180L81 181ZM125 179H127V180H125ZM201 181H203V182H201ZM72 183L74 185H72ZM204 183H205V181L203 179H200L199 183H196L195 182V184L193 183L192 185H190L188 187V189H189V198L187 200H184L183 202H181L178 205L179 207L177 206L178 209L176 208V212H177L176 214H178V216L176 215V219L177 220L179 218H180V220H183V219H187L189 217L190 219L188 218L187 220H193L195 222V224L197 222L196 225H198V226L201 224L199 226V229L202 228L203 230L206 229V225H205L206 222L204 220H202L203 217H201V216H205L206 214H207L206 216H208V214H209L208 217L205 216L204 219L206 220L209 217L210 218L213 217V215L215 216V215L219 214L217 212H221L222 209L215 208L214 206H212L213 204L212 205H209V203H208V206H207L205 204V202H203L199 206V208L202 210V212L200 213L201 210L198 208L199 211H197L198 209H196L197 208V203L199 202L198 201L199 199H197L198 194H200V193H202V194H209V192H210L209 195H211V192H212L214 194L215 193L220 194L218 196L221 197V198H224L226 200L228 198V192H226L225 190H223V192H225V194L224 193L222 194V193H219V191L213 189V187H211V185H209L208 183H205L207 185V187H206ZM88 184L89 185L90 184H93L94 186L92 185V188L94 187V189L92 190L91 189V186H89ZM95 184H97V185L95 186ZM71 186L74 187V189L76 187L77 190H74ZM98 186L100 187L99 189H98ZM50 187H51V189H52L53 192L52 191L51 192H48V191L51 190V189H48ZM48 188H47V192L49 194L48 197L50 195L53 197L54 196L53 195L54 194V188L52 186H50V185H49ZM70 189H73V190L70 191ZM80 190H81V192H77V191H80ZM90 190H92V192ZM213 190H215L216 192H214ZM5 191H7V190L4 189L3 192H2L3 194L1 193V195H0V197H1L0 198V204L2 203L0 205V218H1L0 219V221H1L0 222V225H4V222H5V219H6L5 218L6 217L5 216V211H4L6 204L3 205L4 200L6 202V198H5L6 196H4L5 195L4 194ZM89 191H90V194L88 193ZM153 191L157 192L156 189H153ZM132 192H134V193H132ZM5 193H7V192H5ZM73 193H74V195H73ZM80 193H81V195H80ZM87 193H88L89 197H88ZM113 194H115V195H113ZM217 194H215V195L217 196ZM78 195H79V198L77 197ZM111 195H113V196L111 197ZM176 195H177V193L174 195V197H172L171 199H168V200L169 201L174 200ZM81 196H83V199L84 198L87 199L86 201L83 200L84 201L83 203H82V200H80L81 199ZM213 196L214 195L212 194V197ZM52 197H50L51 200H52ZM109 197H111V198H109ZM22 198L25 199V200H23ZM71 198H68V199L71 200ZM111 199H113V200H111ZM136 199H139V200L141 199L142 201L141 200L140 201L139 200L136 201ZM106 201H108V203H106ZM228 201H232V200H230L228 198ZM86 202H87L88 205L86 204ZM110 202L112 204L115 203L114 205H116V207L113 206V205H111V204L109 206V203ZM135 202H138V203H135ZM61 203H63V204H61ZM75 203H77V204H75ZM105 204H107V205H105ZM85 205H87V206L85 207ZM71 206H69V207H71ZM79 206L81 208H79ZM107 206H109L110 208L107 207ZM205 206H206V209H205ZM224 206L226 207V205H224ZM208 207H209V209L211 211L208 209ZM114 208H116V209H114ZM80 210H81V212H80ZM70 211L72 212L73 215L75 214L74 215L75 217H72L73 215L72 214H69V213H71ZM109 212H110V214H107ZM214 212H216V213H214ZM221 213H223V212H221ZM198 214L200 215L202 221H200V219L198 217L199 216ZM210 214H211V216H210ZM118 216H120V217H118ZM69 218H71V219H69ZM73 218H74V220H73ZM76 218L78 219V221H77ZM117 218H119V219L121 218V221L118 220ZM197 218H198V220H197ZM163 219H165V221H163ZM68 220H70V221H68ZM109 220H110V222H109ZM156 220H158L159 222L160 221H162V222H160V223L158 222L156 224V222H157ZM57 221H54V223L57 222ZM71 221H73V222H71ZM84 221H83V223H86ZM69 222H71V223H73V225H75L74 228H76V230H77L76 233L77 234H74L73 233V232H75V229L74 230L72 229L73 228V225L71 223H69ZM96 222H97V220H96ZM103 222L106 223V224H104ZM111 222H112V225L110 224ZM62 223H63V225H62ZM97 223L99 224V222H97ZM162 224H164V225L166 224V227L165 226H161ZM202 224H203V226H202ZM55 225H56V223H55ZM76 225H77V227H76ZM158 225H160L159 227H165V228H161L159 230ZM255 225L259 228V229L257 228L258 230L256 231L257 232V235H259L260 231L262 232L264 230V221H262L260 223V225L258 223L257 224L255 223ZM70 228L72 229L71 231H73L71 233V235H69L71 231H69V234H68V231H66V230H68ZM64 229H65V231H64ZM156 229L159 230V231H157ZM155 230H156V232H155ZM157 232H158V234H157ZM72 234L74 235V237L76 239V240L73 239L75 242L72 240V238H73L72 237ZM94 234L91 235L94 240H90V242H93V241L95 242V238H100V236H101L100 233L97 234L98 236H96V234L95 235ZM56 236H57V238H56ZM84 236H86V237H82L84 239L83 241H85L83 243V245L87 243L86 240H87V236H89V235H84ZM66 237H69V238L72 237L70 239L73 241V243L70 242V239L69 238H68L69 240L66 239ZM48 238H49V236H48ZM63 239H65V240H63ZM78 239H80V238H78ZM43 240H41L40 242H42ZM131 240H135V241H132V243H131ZM68 241H69V243H68ZM155 241H156V243H155ZM45 242L43 241L42 243H44L46 245ZM150 242H152V243L154 242L155 244L152 245V243H150ZM71 243H72L71 246L73 248L70 246ZM149 245H150V247H149ZM152 246H153L154 249L151 248ZM157 246H158V250H157ZM148 247H149V249H148ZM73 249H74V251H73ZM51 250H53V251H51ZM78 250H80L79 251L80 253H77ZM143 251H144V253H143ZM147 252H149V253H147ZM64 254H65V257H64ZM4 257L1 256V258H3V260H4ZM144 257H145V259H144ZM5 259H7V260H4V261L0 262V264H17L14 260H11L12 258L10 259V258L5 257ZM70 261H68V262H70Z\"/></svg>", "mask_w": 264, "mask_h": 264}, {"label": "built area", "instance_id": "3", "mask_svg": "<svg viewBox=\"0 0 264 264\" xmlns=\"http://www.w3.org/2000/svg\"><path fill=\"white\" fill-rule=\"evenodd\" d=\"M203 17L184 1L131 0L122 16V29L131 43L128 64L145 77L161 95L175 98L208 123L201 140L214 137L211 127L245 130L256 125V133L239 158L234 181L251 206L264 212V60L256 52V42L239 34L227 45L219 46L202 31ZM250 68L238 67L239 59ZM18 60V58H16ZM6 99L19 108L31 102L21 99V87L10 83ZM32 103H35L34 101ZM178 180L156 181L152 189L166 199L177 193ZM230 196L237 197L236 189ZM246 232V241H230L228 232ZM257 226L254 222L220 213L207 225L197 246L179 247L183 253L176 264H243L251 254ZM188 240V239H185Z\"/></svg>", "mask_w": 264, "mask_h": 264}]
</instances>
